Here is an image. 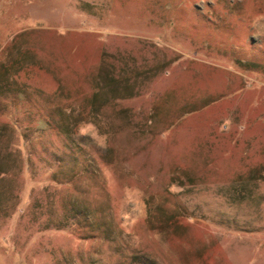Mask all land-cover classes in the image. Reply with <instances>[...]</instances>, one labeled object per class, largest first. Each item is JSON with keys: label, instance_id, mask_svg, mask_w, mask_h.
Instances as JSON below:
<instances>
[{"label": "rangeland", "instance_id": "1", "mask_svg": "<svg viewBox=\"0 0 264 264\" xmlns=\"http://www.w3.org/2000/svg\"><path fill=\"white\" fill-rule=\"evenodd\" d=\"M24 51L0 264H264V0H0Z\"/></svg>", "mask_w": 264, "mask_h": 264}, {"label": "trees", "instance_id": "2", "mask_svg": "<svg viewBox=\"0 0 264 264\" xmlns=\"http://www.w3.org/2000/svg\"><path fill=\"white\" fill-rule=\"evenodd\" d=\"M28 54V51L21 52L19 53V59L0 65V179L10 170L9 168L12 165H15L21 153L14 131L15 125L4 119L6 113L9 110L19 111V108H25L26 104L29 105L30 102L34 103L37 114H43V111H47L46 115L50 119L53 118L54 110L63 109L59 107V104L56 105V103L51 102L49 97H42L40 91L37 92L34 100L29 99V95L32 93L31 87L21 79L23 74L28 73L32 67H35L34 63L24 61L25 55ZM23 96L28 97V99L24 98L26 101H22ZM95 102L96 98H91L89 101L91 105ZM61 125L63 124L60 123L59 126ZM59 126L55 127L59 128ZM64 133L72 144L75 143L69 131L64 129Z\"/></svg>", "mask_w": 264, "mask_h": 264}]
</instances>
